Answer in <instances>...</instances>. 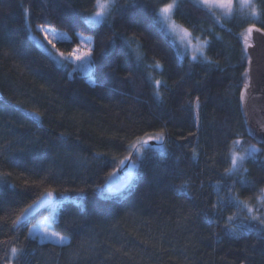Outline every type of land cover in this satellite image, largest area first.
Segmentation results:
<instances>
[{"label": "trees", "instance_id": "trees-1", "mask_svg": "<svg viewBox=\"0 0 264 264\" xmlns=\"http://www.w3.org/2000/svg\"><path fill=\"white\" fill-rule=\"evenodd\" d=\"M170 1L152 3L158 10ZM96 3L0 0V262L264 264V233L236 236L225 227L227 217L238 212L235 203L220 217L201 211L216 200L215 181L223 185L236 179H221L230 167L226 157L233 141L264 150V144L248 135L239 106L240 89L248 80L246 29L252 24L264 28V0H255L258 18L248 12L226 18L198 0H183V11L174 13L195 35L213 39L207 55L219 68L181 58L158 24L146 27L149 20L133 23L114 14L110 24L88 25L84 20ZM69 5L74 15L65 11ZM29 25L67 31L71 38L57 41L65 52L80 44L79 33L92 36L94 79L59 65L35 41ZM135 44L142 56L139 65ZM156 63L162 69L146 67ZM109 66L121 77L131 72L132 79H110ZM149 74L167 81V87L160 88L162 101L153 95ZM197 96L198 119L194 103H188ZM162 129L165 151L156 141L143 149L146 156L133 147ZM197 142L204 152L194 160L190 150ZM259 155L264 161V151ZM126 157L135 164L131 181L111 194L106 180ZM244 167L252 184L236 183L232 194L239 199L264 185L259 161L249 159ZM185 180L190 196L172 188ZM53 188L57 199L64 195L54 226L71 237L70 244L42 242L28 233L50 206L19 225L12 223ZM220 196L227 201L229 189L222 188ZM12 247H23V257L11 259Z\"/></svg>", "mask_w": 264, "mask_h": 264}, {"label": "snow or ice", "instance_id": "snow-or-ice-1", "mask_svg": "<svg viewBox=\"0 0 264 264\" xmlns=\"http://www.w3.org/2000/svg\"><path fill=\"white\" fill-rule=\"evenodd\" d=\"M242 4L247 5V7L250 9L248 12V16L251 18H258L261 15L260 10L258 7L254 4L253 0H241ZM199 3L202 6H208L211 4L215 9L221 11V14L223 17H231L235 12V0H199ZM94 7L97 9L94 13H92L90 16H88L84 22L88 25H99L101 23L110 24L114 19L115 15H119L122 18L127 19L130 22L133 23H141L145 20L151 21L149 24L146 25V27H152L153 25H160L162 29L164 30H173L175 29L176 25L174 23H169L172 20V16L174 13L182 12L183 11V0H172V2L165 4L163 7H160L157 10V6L152 3V0H132L131 4H119L118 0H106L105 3H101L100 0H97V3L94 5ZM28 9H25V13H28ZM68 14H75V9L69 5L67 9L65 10ZM115 14V15H114ZM220 18H217V22H219ZM41 27V31H43L44 38L47 41L49 45L54 49L55 44L51 39L48 38V31L43 29V26ZM186 31V30H185ZM253 31L259 33L261 35V40L264 42V28H256L255 24L250 25L246 32L248 35H251ZM59 38L61 40L66 39L62 33H57ZM212 37L216 38V33L212 32ZM111 39V38H110ZM222 39V38H221ZM114 42V41H113ZM245 47V53L247 55V45ZM213 39H205L200 44V50L198 56H193L192 59L194 61L201 62L205 64L206 66H215L219 68V62L211 60L206 54L205 49H208L210 47H213ZM131 46L129 45V48ZM58 51V50H57ZM77 51H79V48L76 50L70 52L65 55L63 52H58V55L65 59H75L77 61H85L86 58H91L93 61V67L94 65V54L93 49L89 48L87 52L84 53L83 56L77 55ZM103 51V50H102ZM106 55H110V53H106ZM247 60L249 63H251L252 57L250 55H247ZM142 63V56L139 52L136 53V64L139 65ZM146 67L152 68H160L162 69V65L159 63H156L155 65H148ZM75 71V69H74ZM245 76L248 75L247 71L244 74ZM109 78L112 80H124L129 81L132 79V73L128 72L124 76H119L117 69L115 67L109 66ZM147 79L151 81L152 88H153V95L162 101V93L160 92V88L167 87V81H162L159 79H154L151 74L147 76ZM247 85H245V90H247ZM245 98V94L241 93L240 100L243 104ZM3 98L0 97V101H2ZM189 105H193L197 109V119H198V112L200 108V97L197 96L195 99V102L188 101ZM4 106L7 105V102H4ZM15 107V106H12ZM245 115H247V112H245ZM264 128V126H262ZM191 135V134H190ZM249 135L255 136V133L252 131V129H249ZM156 141L160 143V147L162 151L166 150L165 145V132L162 129L158 134L156 135H149L147 140H141L138 143L140 145L147 146L150 144V142ZM260 143H264V138H262ZM38 143V142H37ZM239 146L242 148L241 152L235 151V148ZM28 150H33V144H29ZM135 147V146H133ZM197 147H200L197 142ZM197 147L191 148V156L194 160H198L201 153L204 152V149L200 147V151L197 150ZM139 151V149H136ZM262 149H259L256 147V145L249 144L246 148L243 146V142L240 140L233 141L232 148L227 154L226 160L230 163V167L226 168L222 175L221 179H230L232 177H236L235 180L232 181L231 184H223L221 183V180H217L214 182L213 187L216 188V200L214 203H212L210 206H206L201 211L205 216H208L209 213H211L214 217H220L222 211L228 204L235 203L237 207H243L247 208L249 215L240 220V228L237 229L234 226V220L236 219L235 215L227 217V224L225 227L231 231L234 235L239 236L243 235L244 233L248 232H261L264 233V219H262L258 215H252V209L248 207V205L244 202L239 200V198L232 194V190L235 188L236 183H239L242 187H247L252 184V181L248 178L247 172L248 169L244 168L245 161L251 159L253 162L259 161L261 163V167H264V161L260 160V155ZM146 156L145 153H142ZM129 157H126L125 160L120 161V164H124L126 160H128ZM209 159H212L209 157ZM201 186H203V182H201ZM228 188L229 189V196L227 201H225L224 197L220 196V191L222 188ZM172 188L174 192L178 195H185L190 196V184L188 180H185L183 183L179 185H172ZM56 189H49L46 190L45 193L41 196V201H46L51 205L53 208V211H55L60 204V201L53 198L51 200H46L47 197H54V194L56 193ZM81 192L84 191V189H80ZM264 191V190H262ZM32 205H29L28 208L24 209V211L20 214V217H17L16 220L12 221L13 225H19L21 223V219L25 216V213L28 212V209H30ZM248 221V222H245ZM251 221H257L259 226H250ZM212 223L219 224L218 220H211ZM29 232L31 233L32 230L30 229ZM41 241L42 242H51L53 244H70L71 243V237L64 235L60 232L52 231L47 228L43 230V234L41 235ZM24 248H17L12 247L10 250V258L11 259H20L24 255ZM2 264V262H0Z\"/></svg>", "mask_w": 264, "mask_h": 264}, {"label": "rangeland", "instance_id": "rangeland-1", "mask_svg": "<svg viewBox=\"0 0 264 264\" xmlns=\"http://www.w3.org/2000/svg\"><path fill=\"white\" fill-rule=\"evenodd\" d=\"M100 2L105 3L106 0H100ZM170 2H172V1H170ZM253 2L255 4V0H253ZM164 5H162L161 7H163ZM208 6L213 8L220 15H222L221 11L215 9L211 4H209ZM234 7H235L234 14L237 12H249L250 11V9L247 7V5L242 4L241 0H235ZM169 23H174L176 25L175 29L164 30L161 28L160 25L159 26L166 34H168L170 36L171 41L173 42L178 55L181 58L189 57L190 59H192L193 56H198L201 42L204 41L205 39H208V38H202L200 36L195 35L189 28H187L186 26H184L183 24L178 22L175 19L174 14L172 16V20ZM29 27L31 29V35L35 39V41L45 51H47L57 61V63L59 65H61L64 68L69 69L70 72H73L74 69L75 70L79 69L87 75L89 80L92 81L94 79L93 69H92V64H91V58H86L85 61H77L74 58L69 59V60H65L58 55V52H63L67 56L68 53L79 48V51H77V55L83 56L84 53L87 52V50L89 48H92V46H93L92 36L86 35L83 33H79L80 44L77 45L72 51L65 52V51L61 50L60 48H58V46H57V41L60 39L59 36L57 35V33H62L64 35V37H66V39H70L71 35L67 31L61 30V29H55L52 27H43L44 30L48 31V38L51 39L53 41V43L55 44V48L53 49L51 47V45H49L47 43V41L45 40L43 31H41L40 26L33 27V26L29 25ZM249 37H251V35H249ZM135 50L137 52L139 51L137 49L136 44H135ZM204 51H205V54L207 55V49H205ZM160 65H162V64H160ZM157 79L161 80V78H157ZM147 139H148V137L144 138L142 140H147ZM138 142L135 143V149L138 148L139 153H142L143 149L146 146L140 145ZM252 145H256L257 148L263 150V148L258 144H252ZM244 147L246 148L247 146H244ZM235 151L241 152L242 148L237 146L235 148ZM134 166H135V164L131 161V163H130L131 175H133V173H134ZM262 190H264V185L258 186L257 189L254 191V193H252L253 194L252 196L247 197V198H240L239 200L244 201L248 205V207L253 210L251 213L252 215H258L262 219H264V191H262ZM63 197H64V195L59 197L57 200L61 201L63 199ZM248 215H249V212H248L247 208L239 207L238 212L235 215L236 219L234 220V226L237 229H239L240 228V220L246 218ZM57 216H58V208L55 211H53V208L50 205L49 212L41 214L37 218L36 222L29 226L28 233L31 236L36 237L41 241V235L43 234V230L45 228L52 230V231L60 232L54 226V220L57 218ZM245 222H248V221H245ZM250 226H259V225H258L257 221H251ZM30 229L32 230L31 233L29 232ZM60 233L69 236L68 234H65L63 232H60ZM7 264H13V262H9Z\"/></svg>", "mask_w": 264, "mask_h": 264}, {"label": "water", "instance_id": "water-1", "mask_svg": "<svg viewBox=\"0 0 264 264\" xmlns=\"http://www.w3.org/2000/svg\"><path fill=\"white\" fill-rule=\"evenodd\" d=\"M256 28L263 27L256 25ZM248 45L247 54L252 57V60L251 63L247 60L248 80L240 89L239 106L248 135L251 128L255 136H249L260 143L259 141L264 138V128H262L264 126V42L261 40V35L253 31ZM245 85L248 86L247 90H245ZM241 93L245 94L243 104L240 100ZM130 163L131 158L114 169L109 175L105 183L109 193H117L129 185L131 181ZM41 196L30 204L32 207L25 213L21 219L22 222L50 206L46 201H41ZM57 197L58 194L55 193L54 197H47L46 200L57 199Z\"/></svg>", "mask_w": 264, "mask_h": 264}]
</instances>
